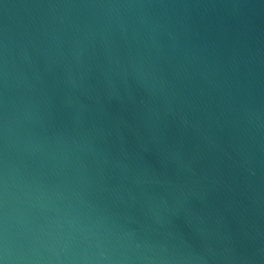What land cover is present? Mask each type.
Returning <instances> with one entry per match:
<instances>
[{
	"label": "water",
	"instance_id": "1",
	"mask_svg": "<svg viewBox=\"0 0 264 264\" xmlns=\"http://www.w3.org/2000/svg\"><path fill=\"white\" fill-rule=\"evenodd\" d=\"M0 264H264V0H0Z\"/></svg>",
	"mask_w": 264,
	"mask_h": 264
}]
</instances>
